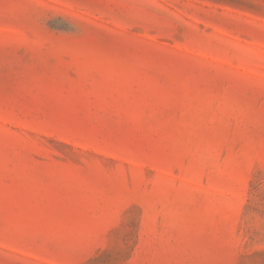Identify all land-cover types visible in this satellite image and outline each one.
Segmentation results:
<instances>
[{
	"label": "rangeland",
	"instance_id": "obj_1",
	"mask_svg": "<svg viewBox=\"0 0 264 264\" xmlns=\"http://www.w3.org/2000/svg\"><path fill=\"white\" fill-rule=\"evenodd\" d=\"M0 264H264V0H0Z\"/></svg>",
	"mask_w": 264,
	"mask_h": 264
}]
</instances>
